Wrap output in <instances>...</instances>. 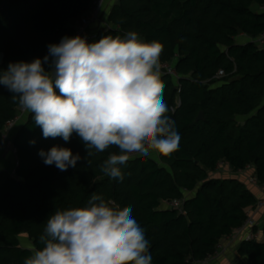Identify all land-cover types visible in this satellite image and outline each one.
Returning <instances> with one entry per match:
<instances>
[{"label": "trees", "instance_id": "16d2710c", "mask_svg": "<svg viewBox=\"0 0 264 264\" xmlns=\"http://www.w3.org/2000/svg\"><path fill=\"white\" fill-rule=\"evenodd\" d=\"M91 2L0 0V71L9 63L43 60L50 44L75 37ZM263 5L264 0H116L105 16L109 26L94 28L95 42L135 31L162 45L160 63H172L179 75L160 74L167 115L180 135L178 150L133 157L120 166L123 180L113 179L101 165L120 154L116 146L93 149L87 157L76 133L67 142L44 138L30 113L12 134L19 164L0 169V264H24L32 249L21 237L42 248L39 237L50 215L86 207L92 194L132 208L149 242L151 264H194L241 227L259 201L252 188L264 186V45L255 41L264 32ZM44 67L51 70L50 64ZM221 69L225 75L218 78ZM18 106L0 85V145ZM201 111L204 118L197 120ZM56 145L80 155L75 167L61 171L43 162L40 150ZM221 161L236 176L213 177ZM175 199H184L182 210L162 205ZM259 228L264 236V221ZM237 250L246 258L242 264H264V239L243 240Z\"/></svg>", "mask_w": 264, "mask_h": 264}, {"label": "clouds", "instance_id": "9594fccd", "mask_svg": "<svg viewBox=\"0 0 264 264\" xmlns=\"http://www.w3.org/2000/svg\"><path fill=\"white\" fill-rule=\"evenodd\" d=\"M161 53L159 42H146L135 31L123 39L106 35L93 43L79 35L65 36L48 46L43 60L9 63L0 71V85L33 114L44 138L62 137L67 142L76 133L87 157L93 149L104 152L116 146L120 154H110L101 171L123 180L120 166L133 154L148 157L155 151L167 156L179 147L180 135L167 115L160 80ZM39 155L61 171L81 159L59 145L47 152L41 149ZM39 240L44 246L32 249L24 264L152 262L149 242L132 208H121L97 194L86 207L51 214Z\"/></svg>", "mask_w": 264, "mask_h": 264}, {"label": "built area", "instance_id": "2783aa9c", "mask_svg": "<svg viewBox=\"0 0 264 264\" xmlns=\"http://www.w3.org/2000/svg\"><path fill=\"white\" fill-rule=\"evenodd\" d=\"M108 2V0H92L90 4V8L86 14L80 17L77 25H76V36L79 35L81 37H84L87 39L89 43L95 42L96 39V32L94 28H106L109 26V23L106 19H104V6ZM261 10H264V5L260 7ZM244 36V34H243ZM255 41L259 45H264V32L258 36ZM160 74H170L174 76L176 79L179 78V75L177 74L174 66L172 63L164 62L160 63ZM225 75V72L223 69L219 70L217 73V77H222ZM18 114H16L15 118L9 121L6 125V128H12L16 125V123L19 120ZM4 130L3 134V142L0 145V154L5 147V143L8 140V128ZM14 149V152L16 153V149ZM19 164L18 160H15V166ZM227 170L231 172L230 164L226 161H221L218 166L217 170ZM14 173V171H13ZM238 174H247V170H239L237 172ZM250 182L252 184L259 186V180L255 176H249ZM184 199H175V200H166L162 202V205L169 208H176L182 210L183 208ZM261 210H264V198L259 199L257 205L248 211L247 218L244 222V224L237 228L233 234L230 236H227V239H222L215 248V251L210 254L205 259L197 260L194 262V264H209L210 262L214 261L215 259H218L221 257L228 249L229 245L227 240H233L236 237H238L243 232L246 233L245 240H252V239H260L259 238V232L258 230H255V228L260 226L259 220L257 219V214L260 213Z\"/></svg>", "mask_w": 264, "mask_h": 264}, {"label": "crops", "instance_id": "0c3cea01", "mask_svg": "<svg viewBox=\"0 0 264 264\" xmlns=\"http://www.w3.org/2000/svg\"><path fill=\"white\" fill-rule=\"evenodd\" d=\"M116 0H108L107 2V6H105V13H104V19L105 16L108 15L107 13L110 10V6L115 2ZM113 2V3H111ZM243 37V35H242ZM244 41V39H243ZM13 146V145H12ZM13 149V148H12ZM5 152V147L3 148L1 154H0V169L1 168H6L9 169L12 165V162H9L8 160L5 159V155L3 154ZM3 154V156L1 157V155ZM217 174H215L214 176L216 178H220V177H228L230 173H233L232 171H222V170H216ZM218 171H221L223 173H219ZM215 173V171H213ZM230 172V173H229ZM212 175V172H211ZM221 175V176H220ZM236 175V174H235ZM235 175H231V176H235ZM252 190L254 191V193L257 195V197L259 199L264 198V186L262 187H253ZM263 213L264 210H261L260 213L257 214V219L259 220V223L262 224L264 219H263ZM258 234H259V238L260 239H264V236L262 234V230L259 228L258 229ZM22 237H25L26 239L22 240ZM21 237V244L24 247H28L30 249H34L32 242L29 240L27 235H23ZM246 237V233L243 232L242 234H240L238 237H236L233 240H227L226 243H228L229 247L227 249V251L218 259H215L214 261L210 262L209 264H242L246 261V258L242 255L239 254L237 248L239 246V244L245 240ZM225 239V238H223ZM227 239V237H226Z\"/></svg>", "mask_w": 264, "mask_h": 264}, {"label": "rangeland", "instance_id": "374dc122", "mask_svg": "<svg viewBox=\"0 0 264 264\" xmlns=\"http://www.w3.org/2000/svg\"><path fill=\"white\" fill-rule=\"evenodd\" d=\"M111 3H113V2H111ZM257 8V7H256ZM243 39H244V37H240L239 38V41H243ZM245 40V39H244ZM17 114H18V116H19V120H18V122L16 123V125L14 126V127H12L11 129L10 128H8V140H7V142L5 143V152L3 153L4 155H5V159L6 160H8L9 162H14L15 160H16V153L14 152V149H12L13 148V144H12V138H13V133H14V131L17 129V127L18 126H20L21 125V123H23L27 118H28V116H29V114H30V112H28V111H26V110H24V109H22L20 106H18V108H17ZM6 128V129H7ZM153 154V156L156 154V152L155 151H152V152H150V154ZM3 154L1 155V157L3 156ZM136 156H138V155H135V154H133V157H136ZM12 166V165H11ZM222 171H227V170H222ZM219 173L221 172V171H218ZM221 173H223V172H221ZM230 173V172H229ZM215 174H217V171L215 170V173L214 172H212V176L213 177H215L214 175ZM229 176H231V175H235V173H230V174H228ZM240 175H242V176H246V174H240ZM221 176V175H220ZM236 176V175H235ZM246 178V177H245ZM245 178H242V180H244ZM24 239H26L25 237H22V240H24Z\"/></svg>", "mask_w": 264, "mask_h": 264}, {"label": "water", "instance_id": "95a60500", "mask_svg": "<svg viewBox=\"0 0 264 264\" xmlns=\"http://www.w3.org/2000/svg\"><path fill=\"white\" fill-rule=\"evenodd\" d=\"M2 7L3 8H7V3L3 2L2 3ZM5 59V53L4 52H0V66L2 65V63L4 62ZM204 118V114L203 111H201L197 117V120L203 119Z\"/></svg>", "mask_w": 264, "mask_h": 264}]
</instances>
